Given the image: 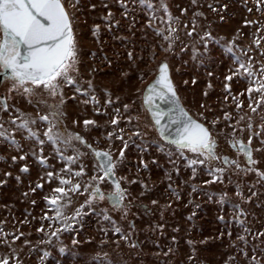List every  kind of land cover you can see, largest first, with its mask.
I'll return each instance as SVG.
<instances>
[{"label": "rangeland", "instance_id": "rangeland-1", "mask_svg": "<svg viewBox=\"0 0 264 264\" xmlns=\"http://www.w3.org/2000/svg\"><path fill=\"white\" fill-rule=\"evenodd\" d=\"M164 2L174 18L171 27L178 29L171 50L156 31L167 33L169 25L160 0H154L155 16L147 4L141 6L133 0H128L127 8L120 0H80L75 8L66 5L73 16L78 46L79 84L87 89L91 82L92 89L75 92L76 85L65 86L61 122L56 127L79 133L93 148L110 151L116 160L123 142H128L115 174L127 192L126 212L115 210L107 199L84 205L89 193L82 187L58 201L65 204L67 217L84 205L71 227L61 226L46 197L60 195L55 189L60 186L61 175L85 184L97 174L99 160L91 149L76 141L73 143L84 157L77 160L68 149L65 161L60 160L44 136L47 123L38 119L49 114L48 104L59 98L42 93L47 103H28L27 98L8 92L10 81L0 73V97H8L10 106L0 111L4 126H11L9 119L18 115L15 108H20L37 118L34 130L45 140L42 153L41 145L20 131L14 133L19 149L0 140V180L5 181L0 184V254L10 257L9 264H15L17 258L20 264H253L252 257L264 264V179L255 171H264V106L254 86L258 78L264 79L260 75L264 63V0ZM193 27L195 32L187 35ZM206 32L211 36H205ZM193 45L198 49L195 59ZM236 57L245 64L252 62V77L240 69ZM165 60L183 106L217 137V154L239 160L241 169L252 171L217 161L196 166L193 176L174 146L161 143L157 132L145 125L150 116L143 94ZM250 86L251 99L247 91ZM116 109L120 119L113 124ZM85 120L95 123L86 127ZM138 125L147 135H135ZM121 129L123 141L119 138ZM234 129L235 136L246 144L252 137L255 165L230 148ZM168 147H172L171 156ZM39 155L50 167L40 163ZM185 155L193 156L187 150ZM69 156L74 163L66 165ZM25 164L27 172L21 171ZM80 164L85 166V174L77 178ZM216 167L226 169L221 180L211 174ZM49 171L54 173L51 180L46 175ZM101 188L111 191V181L105 178ZM52 231L59 235L50 236Z\"/></svg>", "mask_w": 264, "mask_h": 264}, {"label": "snow or ice", "instance_id": "snow-or-ice-1", "mask_svg": "<svg viewBox=\"0 0 264 264\" xmlns=\"http://www.w3.org/2000/svg\"><path fill=\"white\" fill-rule=\"evenodd\" d=\"M79 2L80 0H0V73H3L5 79L10 81L8 92L10 94L14 92L21 98H27L28 103H47L41 98L42 93L52 98L58 97V102L48 104L49 114L38 118L40 122L47 123L48 130L44 133V136L54 146L53 150L58 158L65 161L64 152L68 149H72L75 153V159L79 160L84 157L85 153L73 141L81 142L84 147L91 149L94 155L99 158L95 169L97 174L91 176L85 184L82 185L79 180L73 182L66 175H61L59 179L60 186L55 189V193L60 195L46 197V200H48L55 211L57 221L61 223L63 228L71 227V224L82 214L84 205L91 206L93 203L107 199L115 210L126 212L128 207L124 202L127 195L126 189L122 187L119 180L115 179L116 166L119 160L124 158V149L128 147V142H123V148L119 152V160H116L112 157L110 151H101L93 148L79 133H70L66 129L56 127L61 122L62 107L65 103V86L76 85L75 92H89L92 89L91 82H89L87 89L79 84L78 46L74 36L73 16L67 10V7L75 8ZM120 2L123 7L127 8L128 0H120ZM133 2H138L141 6L147 4V8L155 16L154 0H133ZM193 3H196V0H193ZM257 3H259V0H257ZM160 6L167 13L169 25L167 33L160 29L156 31L158 35H163L164 40L169 44V50H171L173 41L178 38L173 34L178 29L171 27V22L174 18L164 0H160ZM92 7H95V5H92ZM110 18L111 14H109L108 19ZM176 22L178 23L179 21L176 20ZM193 25H195V21H193ZM98 29L99 26L97 25L95 31H98ZM193 32H195V27L187 35L191 36ZM205 36L210 37L211 33L206 32ZM201 41L205 45L207 44V41L203 38H201ZM256 43L259 45V40ZM228 50L231 51V49ZM197 51L198 49L193 45L194 59ZM129 56H131V53H129ZM236 59L238 62L240 61V57H236ZM239 67L249 77L255 74L252 70L251 61L247 64L239 62ZM260 75L264 76V63L260 66ZM231 78V75L227 77L228 80H231ZM254 86L256 92L260 94V100L262 106H264V79L258 78ZM247 91L251 99L253 86H250ZM34 97L38 98V100H34ZM7 99L8 97H0V111L9 110L10 106L7 103ZM157 99L169 102L172 107L167 110L161 108L156 103ZM143 100L145 109L151 113L150 118L145 120V125L157 132L161 138V143L167 142L168 146H174L181 158L186 160V166L191 167L193 176L196 175V166L212 165L217 161L224 165L234 164L237 169H241L239 160L230 159L226 155L221 158L217 154L219 143L217 137L213 135L212 129L206 123L193 118L183 106L176 86L171 79L169 64L166 60L158 65L157 77L145 90ZM93 102H95V97H93ZM108 102L111 104V99ZM123 107L125 110L128 109L127 104L123 105ZM97 111H100V109L97 108ZM253 111H255V108ZM15 112L18 115L10 117L8 122L11 125L10 127L6 128L2 117H0V140H4L19 149L20 145L14 133L20 131L25 133L27 139L35 140L40 144L42 153L45 140L41 139L39 132L34 130L37 118L23 112L20 108H15ZM115 115L116 119L112 120L113 124H117L120 119L119 109L115 110ZM225 115L226 118H229L228 114ZM128 119L131 120V117H128ZM94 123L95 121H84L86 127ZM173 125L175 126L174 133L169 131V128ZM54 127L55 131H53ZM248 127L250 128L251 124ZM135 135L142 137L147 135V133L142 132L138 125L135 129ZM108 136L111 138L112 133H109ZM119 138L123 141L122 129L120 130ZM251 139L252 137L250 136L246 144L242 137L235 136L234 129L233 139L230 143L233 148H236L237 152L244 154L248 164L255 165L257 161L253 159ZM161 150L165 149L162 148ZM167 150L171 156L172 147H168ZM186 150L190 151L193 156H186ZM32 154L34 156L37 155L35 152ZM20 158L23 159L24 157L21 156ZM16 159V156L12 157L13 161ZM38 160L42 165L50 167V165H47V160L43 155H39ZM72 163H74L73 156L67 157L66 165H71ZM144 166L147 167V164L145 163ZM225 170L223 167H216L215 172L211 173L213 179L221 180ZM241 170L252 171L253 169ZM21 171L27 172L28 165H23ZM61 171L63 172V169ZM255 171L261 179H264V171H260L258 168ZM99 173H102V175ZM84 174L85 166L80 164L75 176L79 178ZM6 175H10V173H6ZM46 175L51 180L54 173L49 171ZM105 178L111 181V191L105 192L101 188V182H105ZM3 183L5 181L0 180V184ZM205 183H208V181H205ZM65 185L69 187H65ZM38 187H42V185H38ZM82 187L85 192L89 193V196L84 201V205H81L80 210H77L73 216L67 217L64 210L65 204L58 203V201L65 199L73 191L78 192ZM237 192L242 195L239 187H237ZM223 199L224 197L222 196L221 200L223 201ZM106 212L107 210H105V214ZM240 212L243 214L242 208ZM45 215L47 217V214ZM40 230L43 231V227ZM116 231L120 232V229L116 228ZM2 232L3 230L0 229V233ZM49 235L58 236L59 233L52 231ZM6 240L7 237L5 236ZM64 250V248H61L62 252ZM12 254L17 255L15 249H12ZM244 254L247 255L246 252ZM251 259L253 264H260L255 257ZM9 260V256L0 254V264H9ZM15 264H20L18 258Z\"/></svg>", "mask_w": 264, "mask_h": 264}, {"label": "water", "instance_id": "water-1", "mask_svg": "<svg viewBox=\"0 0 264 264\" xmlns=\"http://www.w3.org/2000/svg\"><path fill=\"white\" fill-rule=\"evenodd\" d=\"M169 70H170V68H169ZM157 74H158V72H157ZM157 74H156V76L154 77V79L149 83V85H150L151 83H153V81L156 79ZM170 75H171V72H170ZM171 79H172V77H171ZM172 81H173V80H172ZM149 85H148V86H149ZM148 86L146 87V89L148 88ZM146 89H145V90H146ZM144 93H145V92H144ZM143 97H144V94H143ZM143 103H144V100H143ZM156 103L159 104L160 107L163 108V109H165V110H167L168 108L172 107V105H171L169 102L160 101L159 99H157ZM181 103H182V102H181ZM147 112L149 113V115H151V113H150L149 111H147ZM193 118H194V117H193ZM169 131L174 133V131H175V126L173 125L172 127H170V128H169ZM97 159L99 160L98 157H97ZM115 179H116V177H115Z\"/></svg>", "mask_w": 264, "mask_h": 264}, {"label": "flooded vegetation", "instance_id": "flooded-vegetation-1", "mask_svg": "<svg viewBox=\"0 0 264 264\" xmlns=\"http://www.w3.org/2000/svg\"><path fill=\"white\" fill-rule=\"evenodd\" d=\"M230 148H231L232 150H234V151H237L236 148H233L231 145H230Z\"/></svg>", "mask_w": 264, "mask_h": 264}, {"label": "trees", "instance_id": "trees-1", "mask_svg": "<svg viewBox=\"0 0 264 264\" xmlns=\"http://www.w3.org/2000/svg\"><path fill=\"white\" fill-rule=\"evenodd\" d=\"M150 116V115H149Z\"/></svg>", "mask_w": 264, "mask_h": 264}]
</instances>
